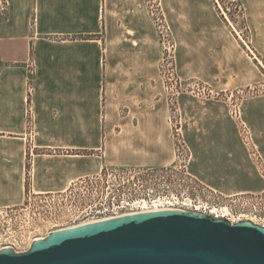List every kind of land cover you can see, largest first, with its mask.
Here are the masks:
<instances>
[{
  "label": "crops",
  "instance_id": "crops-1",
  "mask_svg": "<svg viewBox=\"0 0 264 264\" xmlns=\"http://www.w3.org/2000/svg\"><path fill=\"white\" fill-rule=\"evenodd\" d=\"M8 1L0 208L67 192L106 167L175 161L172 138L159 139L173 127L164 99L158 104V33L146 0ZM241 1L251 45L213 0H167L166 8L179 73L217 90L256 87L263 96L248 104L255 108L264 103V0Z\"/></svg>",
  "mask_w": 264,
  "mask_h": 264
},
{
  "label": "rangeland",
  "instance_id": "rangeland-1",
  "mask_svg": "<svg viewBox=\"0 0 264 264\" xmlns=\"http://www.w3.org/2000/svg\"><path fill=\"white\" fill-rule=\"evenodd\" d=\"M146 1L158 33V104L161 108L164 99L173 127L167 135L159 133V139L165 145L172 138L175 161L106 167L67 192L0 208V249L27 250L37 237L83 222L78 216L96 201L177 197L185 201L187 210L264 225V103L258 98L261 101L255 108L248 107L263 92L256 87L217 90L199 78L183 77L178 71L177 39L167 0ZM213 1L221 16L251 45L242 1ZM141 210L138 206L127 212Z\"/></svg>",
  "mask_w": 264,
  "mask_h": 264
},
{
  "label": "water",
  "instance_id": "water-1",
  "mask_svg": "<svg viewBox=\"0 0 264 264\" xmlns=\"http://www.w3.org/2000/svg\"><path fill=\"white\" fill-rule=\"evenodd\" d=\"M0 264H264V225L201 211H136L37 237Z\"/></svg>",
  "mask_w": 264,
  "mask_h": 264
},
{
  "label": "built area",
  "instance_id": "built-area-1",
  "mask_svg": "<svg viewBox=\"0 0 264 264\" xmlns=\"http://www.w3.org/2000/svg\"><path fill=\"white\" fill-rule=\"evenodd\" d=\"M9 6L8 0H0V18L4 17L7 14ZM154 8V5H153ZM153 12V10H152ZM154 14V12H153ZM167 48V47H166ZM168 51H172L171 47L167 48ZM238 115V111L236 110ZM31 198H29L30 200ZM170 204V205H169ZM185 201L181 200L177 197H164V198H154V199H130V200H113L111 202H102L96 201L94 203L89 204L88 208L86 207L82 213L78 216L84 219L83 222L77 223H85L94 220H99L103 218H108L112 216H117L121 214L136 212L127 210H134L135 207L142 206L143 210H152V209H162V208H181L184 209ZM172 205V206H171ZM14 208V207H13ZM141 210V211H143ZM220 216V215H216ZM224 216V215H222ZM225 217V216H224ZM76 221L75 219L73 220ZM76 224V225H77ZM74 226V225H73Z\"/></svg>",
  "mask_w": 264,
  "mask_h": 264
},
{
  "label": "bare ground",
  "instance_id": "bare-ground-1",
  "mask_svg": "<svg viewBox=\"0 0 264 264\" xmlns=\"http://www.w3.org/2000/svg\"><path fill=\"white\" fill-rule=\"evenodd\" d=\"M222 215L226 216V214H221L220 216H222Z\"/></svg>",
  "mask_w": 264,
  "mask_h": 264
}]
</instances>
